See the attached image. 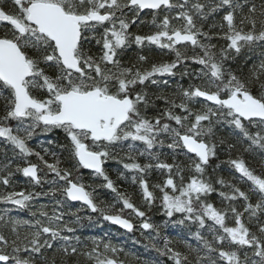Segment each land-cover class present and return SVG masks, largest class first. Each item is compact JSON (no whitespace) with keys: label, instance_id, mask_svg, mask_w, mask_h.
Returning a JSON list of instances; mask_svg holds the SVG:
<instances>
[{"label":"snow or ice","instance_id":"6c2138e0","mask_svg":"<svg viewBox=\"0 0 264 264\" xmlns=\"http://www.w3.org/2000/svg\"><path fill=\"white\" fill-rule=\"evenodd\" d=\"M0 145V264H124L110 240L76 235L82 209L132 232L130 210L155 241L110 161L191 226L195 245L152 244L172 264H264V0H0Z\"/></svg>","mask_w":264,"mask_h":264},{"label":"trees","instance_id":"16d2710c","mask_svg":"<svg viewBox=\"0 0 264 264\" xmlns=\"http://www.w3.org/2000/svg\"><path fill=\"white\" fill-rule=\"evenodd\" d=\"M145 19H150L146 17ZM219 18L217 17V20ZM147 29V30H146ZM148 31V28H144L143 31ZM131 31L137 32L138 28L137 26H133ZM212 43L216 44H223V41H217L213 40ZM127 57H135L138 55V52L135 49L130 50L127 54ZM158 58V57H157ZM242 63V61H241ZM195 67L194 65L192 66ZM179 79V77H177ZM185 84L188 83L187 80L184 81ZM50 134L48 137L44 135H37L34 137L35 142H30V146H37L36 150H40L41 145L44 147H47L46 140L48 138H51ZM58 138L61 136V134L57 133L55 134ZM237 153L234 151L232 153L233 156H235ZM8 155L10 156L11 153L9 151ZM122 155V153H121ZM245 156V159L249 161L252 166H257V161H259L261 158L258 154H254L255 159H251L248 157L247 154H243ZM33 161H35V157L31 158ZM228 160V154L224 151H221L219 153V159L214 160L212 162V167H215L216 165H220V167L217 169L216 174L217 175H223L226 179H229L228 175V165L226 161ZM6 162L5 155H4V147L3 145H0V166H2ZM123 171L120 164L116 163L115 161H110L106 165V171L110 175V177L113 179V181L116 183L118 189L124 193H126L131 200L140 207L141 210L145 211L146 218L150 220V222L159 225V237L155 238V241L150 238L149 234L145 232L144 230L139 228L140 220L135 217L134 214L130 213V210H125L126 216L130 215V218L135 221L136 227L132 232H128L124 229H121L115 225H113L111 222L103 221L98 217L97 214L90 213L87 209H82L79 213L83 217L82 221L75 225L77 228L76 235H79L82 239V241H85L87 244L91 243L90 238L95 237L97 239H107L110 240L113 245H115L118 248H123V252L119 254V259L124 261V264H172V261L169 260L167 257L161 256L159 252L156 251L155 248L152 247V244L154 242H158V245L162 247V241L167 238L170 241H172L171 246L176 248H184L185 241L193 243L195 245V240L190 239L192 236V231L190 230L191 226L189 225H181L178 223H175V220H179V215L174 217V220H169L166 216H163L161 212L159 211V201H157V204L149 209L139 191L138 185H133L131 182V174H128L127 179H121L117 175V171ZM149 180L150 185L155 184L159 182V180L163 179L161 174L159 172H152L149 173L146 177ZM83 180L86 184L92 185L93 188L97 189V194L100 197V200L104 203H115V194L111 193L110 190H107L106 188H102L101 180L96 179L93 180V178L90 176L88 171L85 170L83 175ZM14 181H16V187L17 190L21 187L25 186V178L22 177L20 174H16L14 177ZM47 186H45L46 190ZM42 189L36 188L35 191H41ZM212 201L218 203V198L216 196H213ZM38 203H49V198L42 197ZM81 205L79 202L76 203L75 208H73V211H75L76 208H80ZM24 215H28L26 212H21ZM88 215L92 216V220L89 221L87 219ZM178 235V236H176ZM152 236H155L153 233ZM177 239V245L173 243L172 239Z\"/></svg>","mask_w":264,"mask_h":264},{"label":"rangeland","instance_id":"374dc122","mask_svg":"<svg viewBox=\"0 0 264 264\" xmlns=\"http://www.w3.org/2000/svg\"><path fill=\"white\" fill-rule=\"evenodd\" d=\"M33 148L36 149L37 146H33ZM18 190H19V189H18ZM14 214H15V213H14ZM19 215L27 217V215H24V214H22L21 212L19 213ZM176 236H178V235H176ZM172 240H173V243L177 245V239L175 238V239H172ZM171 242H172V241H171Z\"/></svg>","mask_w":264,"mask_h":264},{"label":"bare ground","instance_id":"6f19581e","mask_svg":"<svg viewBox=\"0 0 264 264\" xmlns=\"http://www.w3.org/2000/svg\"><path fill=\"white\" fill-rule=\"evenodd\" d=\"M146 30H147V29H146ZM146 30H144L143 32H147ZM32 142L34 143V142H35V140L33 139V140H32Z\"/></svg>","mask_w":264,"mask_h":264},{"label":"water","instance_id":"95a60500","mask_svg":"<svg viewBox=\"0 0 264 264\" xmlns=\"http://www.w3.org/2000/svg\"><path fill=\"white\" fill-rule=\"evenodd\" d=\"M133 221V220H132ZM133 223L135 224V222L133 221Z\"/></svg>","mask_w":264,"mask_h":264}]
</instances>
